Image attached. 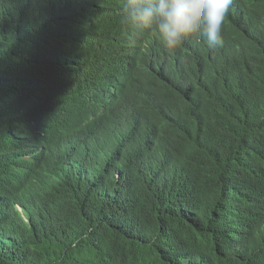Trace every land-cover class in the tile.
Returning a JSON list of instances; mask_svg holds the SVG:
<instances>
[{
    "label": "trees",
    "instance_id": "1",
    "mask_svg": "<svg viewBox=\"0 0 264 264\" xmlns=\"http://www.w3.org/2000/svg\"><path fill=\"white\" fill-rule=\"evenodd\" d=\"M122 8L0 0V264H264V0L215 48Z\"/></svg>",
    "mask_w": 264,
    "mask_h": 264
},
{
    "label": "clouds",
    "instance_id": "2",
    "mask_svg": "<svg viewBox=\"0 0 264 264\" xmlns=\"http://www.w3.org/2000/svg\"><path fill=\"white\" fill-rule=\"evenodd\" d=\"M233 0H123L122 19L137 33L154 31L166 50L203 37L210 48L223 44L222 27ZM118 141V131L107 135ZM96 160L87 164L94 166ZM23 212L22 207L18 206Z\"/></svg>",
    "mask_w": 264,
    "mask_h": 264
}]
</instances>
